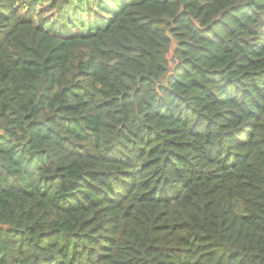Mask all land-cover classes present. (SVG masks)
Instances as JSON below:
<instances>
[{"label":"trees","instance_id":"obj_1","mask_svg":"<svg viewBox=\"0 0 264 264\" xmlns=\"http://www.w3.org/2000/svg\"><path fill=\"white\" fill-rule=\"evenodd\" d=\"M82 1L0 0V264H264V0Z\"/></svg>","mask_w":264,"mask_h":264},{"label":"rangeland","instance_id":"obj_2","mask_svg":"<svg viewBox=\"0 0 264 264\" xmlns=\"http://www.w3.org/2000/svg\"><path fill=\"white\" fill-rule=\"evenodd\" d=\"M134 1H135V0H116V2H114V5H113V7H112V11L109 13V17H111V16L114 14V12H115L117 9H119L120 7L125 6V5H127V4H129V3H132V2H134ZM87 6H88V5H87V3H86V0L82 1L81 6H80V8L78 9V11H79V10H85ZM47 15L50 17V19H51L53 16H56L55 13H48Z\"/></svg>","mask_w":264,"mask_h":264}]
</instances>
